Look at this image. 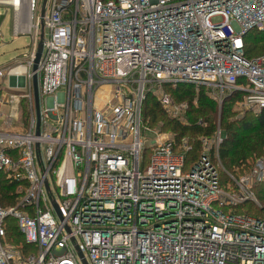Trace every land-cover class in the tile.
Instances as JSON below:
<instances>
[{"label": "built area", "instance_id": "2783aa9c", "mask_svg": "<svg viewBox=\"0 0 264 264\" xmlns=\"http://www.w3.org/2000/svg\"><path fill=\"white\" fill-rule=\"evenodd\" d=\"M42 3L0 0L12 37L30 39L0 67V173L16 195L0 205V264H264V214L242 208L261 209L264 158L224 185L219 136L186 165L189 141L152 136L143 117L152 98L182 119L188 103L165 89L178 85L219 107L239 94L258 115L264 55L245 58L243 37L264 33V0H46L41 15ZM9 219L33 250L7 235Z\"/></svg>", "mask_w": 264, "mask_h": 264}, {"label": "trees", "instance_id": "16d2710c", "mask_svg": "<svg viewBox=\"0 0 264 264\" xmlns=\"http://www.w3.org/2000/svg\"><path fill=\"white\" fill-rule=\"evenodd\" d=\"M243 43L245 58L252 59L264 55H261V53L264 52V33L252 30L243 37ZM165 89L176 102L188 103V113H193L195 116L191 118L192 120L200 117L205 121L211 120L208 119V116L215 113L216 104L208 98L204 89H199L197 92L195 88L190 85H178L175 88L166 86ZM239 97V94L227 97L223 102L221 110L220 124L226 133V138L220 145L219 157L227 168L237 165L238 161L242 164L247 157H252L253 155L264 156V109L256 116L248 114L250 119L247 117V120H241V122L232 121L230 120L232 116L231 107L234 101ZM194 100L197 102V106H192ZM157 105L158 104L152 98H147L143 115L146 116L148 112L151 113L152 121H154L159 113L156 111L159 108ZM189 118L190 117H188V120ZM208 122L209 125L206 129L197 124L187 127L173 122L174 129H177L178 132V134L175 135L176 140H181L188 132L194 136H210L215 130V125H213L212 120ZM191 123H193V121H191ZM192 146L191 151L186 156V165H189L198 155V143H194ZM257 191L256 194L258 198L264 202V184L258 188ZM15 198V186L7 183L0 173V205L2 207L14 205ZM10 201H13L12 204L7 205ZM242 208L246 213L254 216L262 215L260 212L264 213V206L261 207V209H257L252 204H244ZM249 209H251L253 213L249 212ZM7 235L14 239L13 241L15 244H20L24 251L33 250V246L25 244L16 226L12 224L8 225Z\"/></svg>", "mask_w": 264, "mask_h": 264}, {"label": "rangeland", "instance_id": "374dc122", "mask_svg": "<svg viewBox=\"0 0 264 264\" xmlns=\"http://www.w3.org/2000/svg\"><path fill=\"white\" fill-rule=\"evenodd\" d=\"M1 15L4 16V19L2 20V22L0 24V35H2V38H0V67H3V66H8V65L12 64L15 59L21 57L24 53L27 52L28 46L30 44V39L26 35L25 36H19L16 38L12 37V34H11L12 12L10 9H6L4 6H0V16ZM220 21L221 20L218 17L213 18L214 23H217ZM263 54H264V52L261 53V55H263ZM6 83H7V80L5 79V81L3 83L4 86L6 85ZM206 94H207V92H206ZM207 96L209 99H211L216 104L215 113L208 116L209 117L208 119H211L213 125H215L214 132L210 136H206V135L194 136L190 132H188L182 138V139L188 140L189 144L191 146L194 143H198V155H199L200 150H201L200 138H208L209 139V142H210L211 148H212L210 151L211 153H212V151L214 152V150H215V147H214L215 138L217 136H219L220 139H222V141L226 138V133L220 124V116H221V110H222L223 104H221V107H219V105L213 99L212 96H210L208 94H207ZM29 103L30 102L27 100H21V102H20V118L23 121V123H25L26 119L30 115V104ZM157 106L159 108L156 111H158L160 114L158 113V117L154 121H152L151 113L148 112V114L146 116L143 115L144 125L149 127V129H151L153 131L154 134L152 136L159 135L162 138H172V137L176 138L175 135H177L178 132H177V129H174V123L173 122L179 123L180 125H184L187 127H191V125L197 124L198 126L206 129V127L209 125L208 121H211V120L205 121L201 117L195 118L194 120H192L191 118H193L195 116L193 113H191V114L188 113L189 112L188 110L185 112L182 119L181 118L179 120L178 119H172L164 111V109H162L159 105H157ZM192 106H197V102L195 100L193 101ZM231 113H232V116H231L230 120L238 121V122H241V120H247V117H249V119H250V116L248 114H252L253 116L257 115L256 113L251 112V111L246 112L243 108H240L237 105L235 106V104H232ZM188 117H190L189 120H188ZM20 118H19V120H20ZM191 121H193V123H191ZM13 128L15 130L19 129L18 124H15L13 126ZM142 136H143V138H147L148 140L152 139V136L146 132H142ZM148 144H149V141H147L145 145L147 146ZM259 158H264V156L253 155L252 157H247L244 160V162H242V164L238 161V164L231 166V168H227L224 165V163L220 160V164H219V162H218V164H219V172H220V177H221L222 183L224 185H227L228 177H227L226 173H229L230 175L238 176V177H241L242 175L247 174L249 172V170L252 169L253 162L255 161V159H259ZM148 161H149V154L146 153L143 155L144 166L148 165ZM263 184L264 183L258 184V185H253V187H252V191H253L254 196L257 199L260 207L264 206V202L258 198L256 192H258L257 191L258 188H260ZM12 202L13 201H10L9 204H7V205L12 204ZM11 206H7V207H11ZM248 211L253 213L251 209H249ZM260 213L264 214L263 212H260ZM8 224L9 225L12 224L13 226H15L16 223L14 220L9 219Z\"/></svg>", "mask_w": 264, "mask_h": 264}, {"label": "water", "instance_id": "95a60500", "mask_svg": "<svg viewBox=\"0 0 264 264\" xmlns=\"http://www.w3.org/2000/svg\"><path fill=\"white\" fill-rule=\"evenodd\" d=\"M45 1L46 0H43V3H42L41 15H43V13H44ZM3 19H4V16L1 15L0 16V24H1ZM41 40H42V34L40 35V40H39L38 45H37L35 59H34L33 66H32V71L33 72H35L36 69H37V63H38V60H39V57H40V54H41V49H42ZM32 89H33V97H34V105H35V114H36L37 123H38V119H39V99H38V90H37V77H36L35 74L33 75V78H32ZM37 129H38V124H37ZM54 207L56 208L55 205H54ZM56 210H57V208H56ZM83 264H86V262L84 260H83Z\"/></svg>", "mask_w": 264, "mask_h": 264}]
</instances>
